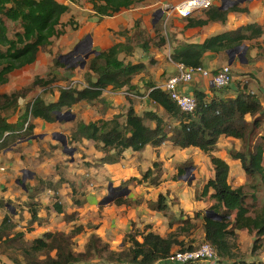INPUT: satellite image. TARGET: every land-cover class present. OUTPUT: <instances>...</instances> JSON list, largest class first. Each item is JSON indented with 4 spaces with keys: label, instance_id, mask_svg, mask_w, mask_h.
Here are the masks:
<instances>
[{
    "label": "trees",
    "instance_id": "1",
    "mask_svg": "<svg viewBox=\"0 0 264 264\" xmlns=\"http://www.w3.org/2000/svg\"><path fill=\"white\" fill-rule=\"evenodd\" d=\"M66 1L74 4L79 0ZM85 1L90 4L94 14L102 19L132 9L143 0ZM239 5L235 3L224 10L220 6H212L203 11L205 19H187L186 28L203 27L212 22L225 23L229 13L246 12L245 9H239ZM69 10L68 5L57 0H0V85L7 83L9 75L14 71L33 65L40 51L52 44L51 39L63 35L57 28L62 27L61 17ZM5 21L16 24L20 31L10 38ZM118 34L123 36L125 32ZM263 34L264 23H252L209 37L201 44L175 42L170 51V59L187 68L202 69V59L206 53H226L241 47L244 42L259 39ZM125 44L109 46V49L93 56L88 65L89 73L94 77L87 81L90 89L60 88L54 102H46L41 96L35 97L26 103L23 115L15 123H10L0 115V152L32 137L34 119L53 124L57 122L56 112L71 110L81 102H101L103 92L107 89H124L137 94L132 79L144 71L145 65L124 63L119 58L121 54L128 57L132 54V49ZM165 44V39L160 38L158 46ZM148 46V42L141 45L145 51ZM54 64L57 67H66L58 61H54ZM54 82L53 78H36L32 86L45 88ZM211 91L217 90L213 88ZM25 92H29V89ZM25 92L0 94V111L19 107L25 98ZM147 93L148 100L156 108L154 112L138 115L133 107H129L123 121L119 119V115L88 124L78 118L76 125L71 128V136L69 140L67 138V142L73 145L91 141L94 149L102 155L99 164L108 165L119 164L128 151L132 155H139L147 146L156 150L157 157V150L165 143L180 150L198 149L208 156L213 172V177L203 185L199 196L201 200L210 202L209 210L220 215L221 219H211L206 213L198 212L194 213L193 218L185 216L179 221L172 219L168 222L169 230L164 236L154 233L151 226L147 225L128 235V246H124V241L118 251L112 250L107 241L91 233L83 250L77 251L74 239L83 232L82 226L74 225L68 233L45 232L38 238L28 240L22 233L13 232L8 218H4L0 223V256L10 260L12 264H79L94 260L105 264H161L165 263L175 249L182 252L194 249L191 246L186 247L180 238L196 229V223L201 221L204 241L216 250L219 264H264V260L247 262L233 252L234 242L240 232L245 231L256 239L264 237V208L255 209V200L248 202L253 195H248L243 187H231L229 165L212 154V149L220 138L237 140L241 147L238 151H231L230 158L239 163L246 179L253 182L264 180V133H258L264 124L263 102L255 95L248 94L245 87L238 90L233 97L221 98L207 97L202 92L194 91L191 95L196 99V109L192 114H184L167 94L155 89V85H149ZM165 118L176 121L177 127L169 133L165 130ZM148 123H153V127ZM183 167L177 169V174L182 172ZM161 168L163 166L156 159L152 169L143 175V181L131 178L122 183L123 186L119 189L123 191L125 186L133 182L140 185L149 181L157 185L162 174L159 175ZM48 187L49 190L57 192L55 184L50 183ZM28 198L30 201V195ZM170 200L172 198L168 194H159L155 201L149 203L155 211L168 214ZM75 204L80 207L78 201ZM117 204L126 203L118 200ZM53 207L57 214H63L62 220L72 221L74 213L66 215L58 203H54ZM29 210L31 222H38L36 204L30 203Z\"/></svg>",
    "mask_w": 264,
    "mask_h": 264
},
{
    "label": "rangeland",
    "instance_id": "2",
    "mask_svg": "<svg viewBox=\"0 0 264 264\" xmlns=\"http://www.w3.org/2000/svg\"><path fill=\"white\" fill-rule=\"evenodd\" d=\"M57 1L60 3L64 0ZM237 1L234 0V3ZM216 3L219 4V0H216ZM224 3L223 6L225 8L231 6L227 2ZM255 3L257 1L249 0V4L242 3L239 5V9L251 8V14L255 17V21L263 22L264 9L255 12L263 6ZM66 4L68 5L67 2ZM155 4L156 0H143L142 3H139L134 8L138 9L141 6ZM163 4L165 6L159 7L162 11L170 10L176 5L175 2L171 1L164 2ZM253 4L257 5L256 8H253ZM69 6V12L61 17L62 27L57 28L63 32V35L51 39L52 44L45 48V50L40 51L33 65L14 71L9 75L7 83L0 85V94L7 95L13 93L22 94L25 90L29 89V92H25V98L19 107L0 111L1 116L11 123L17 122L23 115L26 103L33 98L41 96L46 102L54 101L56 95H58V90L62 87H69L73 81L88 84L87 81L94 78L88 70L90 60L99 52L105 51L109 49V46L118 43H126L125 45L132 49V54L129 57L124 54L119 56L124 63H142L145 65V69L142 73L133 76V85L137 89L135 98L125 99L126 97H124L121 98L122 100H113L110 96L106 95L103 100L106 101L107 106L81 103L71 110H63L61 113L66 114L63 115V119H66L65 121L58 119L57 122L49 125L40 121L35 125L36 129L33 132L35 138L27 141L21 140L22 142L15 146V152L13 153L0 154L2 157L0 167L4 168V172H0V208L4 211H0V223L6 217L5 213H9V210L4 208L7 206H5L6 202H9L12 205L11 209H13L11 212L16 214V218L11 217L12 221L15 224H20L26 229L27 233L35 231L40 237L45 233L44 228H48L47 226L54 228L53 231H58V228L62 224L61 218L57 217L54 212V203L60 201L64 211L70 213L76 207L75 201H78L80 203L79 212H74L73 220L76 226H82L84 230L74 239L75 249L82 251L88 237L91 233L95 232V229L100 227L104 228V231L106 230L105 233L104 231H99L102 239L110 244L112 250L118 251L122 248L124 241V246H128L126 244L128 242L126 241V237L136 231V223L134 222L131 225L132 208L135 205L151 208L149 200L160 193L162 195L166 193L168 196H170V193H173L171 195L172 200L168 201L171 204L168 213L174 211L175 213H172L177 216L169 217V221L172 219L179 221L185 216L193 218L194 213L204 214L206 210H209L210 202L201 200L199 196V192L212 173L208 156L199 150L180 152L169 145L162 146L164 148L162 151L165 152L163 155L164 161L160 162L163 168L159 171V175L162 173L160 178L162 180H158L157 185L151 184L149 181L143 182L141 188L125 186V191H122L119 187L123 186L122 181L127 179V176L123 175L121 178H118L113 174L117 171H110V168H104V164H99L100 154L92 149L91 142H84L83 146H78V144L72 145L68 142L69 147L76 149L72 157L73 161L71 162V158L62 153L60 143L53 140V135L61 133L67 136L69 140L71 128L76 125L79 119H82L86 124L88 122L91 123L99 119L104 112V108H110V104L112 105V109L109 111H107L109 108L106 109L105 114L107 111V114L109 113L111 118L114 115H119L121 121L124 120V115L129 107H133L138 115H142L145 110H155L153 104L141 98L147 93L149 85H161L167 78L176 74L175 66L169 61L168 54L175 42L181 43L177 41L178 34L184 35L185 30L182 31V25H184L187 19H181L175 13H171L165 24L162 20L153 25L152 20L158 11L157 7L154 6L145 14L131 18L128 22L127 18L131 17L136 11L129 13L126 16L125 23L118 25L116 20L100 19L97 17L91 10L90 4L85 0H79L74 4L70 3ZM162 11L160 10V12ZM202 14L204 15V12H198L192 18L197 19ZM238 14L231 16L235 17ZM236 19H226V22L223 23L225 26L222 28H236L243 22L249 23L252 21L246 15ZM5 24L10 38L15 32L20 31L16 24L8 21H5ZM123 32H125L123 36L117 35V33ZM160 38L165 39L166 44L164 46H158ZM147 42L149 46L145 51L141 45ZM242 47L246 49V65H242L238 61V55L243 52ZM235 56L234 67L231 70L233 82L228 87L220 90L229 91L231 88L241 90L242 86H244L248 94L253 95L251 91L255 92V96L264 104L263 37L259 42H255L254 40L244 42ZM221 57L224 60L227 59L225 53H221ZM54 61H58L66 65V67H57ZM82 63H84L83 67H81ZM36 78H53L55 82L45 88L40 86L33 87L32 83ZM73 87L78 88V84ZM113 111L116 114H113ZM165 119V130L169 133L174 127H177L176 121L174 119ZM153 125V123L150 124L151 127ZM258 133H264V124L258 130ZM240 147L241 143L237 140L221 138L217 145L213 147L212 154L223 158L229 164V184L231 187H243L248 195H253V198H249L248 202L252 203V200H255V209L264 208V180L253 182L246 179L239 163L230 158V152L238 151ZM174 151L177 152L175 155H172ZM177 154L179 159L175 157ZM145 157L141 159V155H139L140 159H138L137 163L135 162L139 164L138 178L140 180H142L146 169L152 167L154 162L150 160L149 153H146ZM133 162L125 164L128 167L126 173H130L129 169L136 166ZM184 165L185 167H183ZM180 166L183 167L182 172L177 174V169ZM165 176L166 178H164ZM23 178L25 179L24 187L21 186ZM50 183L52 185L56 183V188L59 190L58 196L46 191L49 189L48 185ZM253 184H255L254 188L252 187ZM4 193H8L10 198L4 199L2 197ZM29 195L31 197L30 201ZM106 197H110L112 202L100 205L101 201ZM118 200L126 204L118 205ZM30 203L36 204L39 216L41 217L38 222H31ZM152 210L155 209L153 208ZM118 215H121V218L115 221L119 222L122 220L126 222V227L130 225L131 228L132 226L130 230L133 231L119 225L111 226V222ZM12 221L8 220L9 224L14 227ZM144 224V222L139 223L138 227L142 228ZM33 236L32 234L27 239L31 240ZM180 240H183L186 247L191 246L192 248L204 242L202 222H197L196 229L192 230L188 235L181 236ZM234 245L235 249H233V252L239 258L247 262L264 260V237L256 239V237L247 234L245 231L240 232L237 234ZM0 264L8 263L3 258L0 259ZM79 264L105 263L94 260L89 263ZM196 264L209 263L200 262Z\"/></svg>",
    "mask_w": 264,
    "mask_h": 264
},
{
    "label": "crops",
    "instance_id": "3",
    "mask_svg": "<svg viewBox=\"0 0 264 264\" xmlns=\"http://www.w3.org/2000/svg\"><path fill=\"white\" fill-rule=\"evenodd\" d=\"M168 1H171V2H175V4H177V3H179V2H182V1H185V0H156V4L155 5H149V6H141L140 8H138V9H136V8H132V9H129V10H123L122 12H120V13H118L116 16H114V17H105L106 19H109V20H116V23L118 24V25H122L123 23H125V21H126V16L129 14V13H131V12H133V11H136V12H134L132 15H131V17H129V18H127L128 19V22L131 20V18H136L137 16H139L140 14H145L150 8H153L154 6L155 7H157V9H158V11L157 12H159L160 10L162 11V9H159V7H163V6H165L163 3L164 2H168ZM252 1H257V3H255V4H259L260 6H263V7H261V8H259V9H257L255 12H257V11H260L261 9H264V0H252ZM66 2L68 3V6L70 5V3L68 2V1H66V0H64L63 2H60V3H63V4H66ZM143 2V1H142ZM142 2H140V3H142ZM244 3H248L249 4V0H247V1H245ZM243 3V4H244ZM139 4V3H138ZM137 4V5H138ZM217 4V5H216ZM214 6H219L220 4H218V3H216ZM255 4H253V8H256V6L257 5H255ZM67 5V4H66ZM241 5V4H240ZM233 6V4L230 6V7H232ZM70 7V6H69ZM225 8V7H224ZM229 8V7H228ZM228 8H225V9H228ZM245 10H246V12H244V13H239L237 16H235V17H233V16H231V15H234V14H237V13H229L228 15H227V19H234V20H237L236 18H240V17H242L243 15H246V16H249L250 17V19L252 20L251 22H249V23H244L243 21H241V22H243V23H241V25H238L236 28H230V29H224V28H222L223 26H225V25H223V23H220V22H212V23H208L207 25H205V26H203V27H196V28H186V24H187V20H186V22L184 23V25H182L183 26V28H182V31L183 30H185V32H184V35L182 34V35H179L178 34V39H177V41H180L181 43H179V44H201V43H203L207 38H209V37H212V36H215V35H219V34H222V33H224V32H229V31H233V30H236L238 27H240V26H244V25H247V24H252V23H256V24H258V25H262L263 23H264V21L263 22H259V21H255L256 19H255V17H253V15L251 14V8H249L248 9V7H247V9L246 8H244ZM248 13V14H247ZM196 14V13H195ZM194 14V15H195ZM193 15V16H194ZM162 17H163V19H164V17H165V19L167 18V20H168V18H169V16L170 15H165V14H162L161 15ZM193 16H191L190 18H187V19H193L192 17ZM162 17H160V19H162ZM158 20V21H161V20ZM199 19H205V15H199V17L197 18V19H195V20H199ZM155 20V15H154V19L152 20V24L153 25H155L157 22H153ZM112 22H115V21H112ZM227 25V24H226ZM263 37V39H264V34L259 38V39H257V40H254L255 42H259L260 40H261V38ZM170 52V51H169ZM228 52V51H227ZM227 52L225 53V55L227 56V59H223L222 57H221V54H218V55H214V54H211V53H206L205 55H204V57H203V59H202V68L203 69H205V70H207V71H209V72H211L212 74L213 73H215L216 71H218L222 66H224V65H226V64H228V61H229V57H228V54H227ZM236 57V56H235ZM234 60H235V58H234ZM238 61H239V59H238ZM234 62V61H233ZM240 63V62H239ZM241 64V63H240ZM242 65H246V64H242ZM234 66H233V63H232V65H231V69L233 68ZM175 68V67H174ZM132 84H134V82L132 81ZM242 87H244V86H242ZM62 88H64V87H62ZM214 87L210 84V79H205V78H202L200 75H195L194 77H193V80L189 83V84H187V85H183V86H181L180 87V91L181 92H183V93H186V94H193V92L194 91H199V92H202V93H204L207 97H216V98H221V97H228V96H230V97H233V96H235L236 95V93L238 92V90L236 89V88H231V90H229V91H223V92H220L221 90L220 89H216V88H214L215 90H217L216 92H212L211 90L213 89ZM79 89V88H78ZM242 89V88H241ZM233 90V91H232ZM120 91H126V90H120ZM251 93L253 94V95H255V92H253V91H251ZM106 95H108V96H110L113 100L114 99H121V98H124V97H122L120 94H119V92H114V91H111V90H109V89H107L106 91H104L103 92V98H105V96ZM57 97H58V95H56V98H55V100L54 101H56V99H57ZM103 98L101 99V102H93V103H87V104H93V105H97V104H102V105H105V106H107L106 105V101L105 100H103ZM125 99H127V98H125ZM122 100V99H121ZM54 101H50V102H54ZM145 101H147L148 103H150V104H153V103H151L149 100H148V98L147 99H145ZM81 103H86V102H81ZM81 103H79V104H77V105H75L74 107H72V108H75L76 106H78V105H80ZM109 107H106V108H104V115H103V113H102V116L101 117H99V119H105V120H108V119H111V115H109V113L107 114V111H109L110 109H112V105L110 104V108L108 109ZM106 109H108L107 111H106V114H105V110ZM155 110H156V108H155ZM155 110H145L144 112H154ZM113 114H116L115 113V111H113ZM114 116H116V115H114ZM113 116V117H114ZM112 117V118H113ZM99 119H97V120H99ZM82 120V119H81ZM97 120H95V121H97ZM40 121H42V120H40V119H34L33 120V124H34V126L37 124V123H39ZM83 121V120H82ZM95 121H92V122H95ZM10 122V121H9ZM43 122V121H42ZM11 123V122H10ZM15 123V122H14ZM43 123H45V122H43ZM89 123V122H88ZM45 124H48V123H45ZM49 125V124H48ZM36 128H34V130H35ZM34 132V131H33ZM33 137H35V135H33L32 137H30L31 139H33ZM67 137V136H66ZM30 138H28V139H26V141L27 140H31ZM221 139V138H220ZM220 139H219V141H220ZM23 141V140H22ZM22 141H20L19 143H21ZM84 142H91V141H83V142H81V143H78V146H83V143ZM19 143H16V144H14L12 147H10V148H7V149H5V150H3V151H1L0 152V154H2V153H13V152H15V146L17 145V144H19ZM92 143V142H91ZM166 145H169L170 147H173V146H171L169 143H165V144H163L162 146H166ZM162 146H160V148L157 150L158 151V157H157V155H156V150L155 149H153L152 147H150V146H147L143 151H142V153L141 154H139V155H141V159H144V158H146L145 157V154L146 153H149L150 154V157H151V161L153 162H155V160L157 159L159 162H163L164 160H163V155L165 154V152H163L162 151V149H164ZM173 148H175L176 150H178V151H180V152H189L190 150H198V149H195V148H188V149H184V150H180V149H178V148H176V147H173ZM92 149L93 150H95L94 149V147H93V143H92ZM96 151V150H95ZM96 152H98V151H96ZM176 152L177 151H174V153H172V155H175L176 154ZM99 153V152H98ZM153 153H154V156H153ZM100 154V153H99ZM139 155H132V154H130V152L128 151V152H126L125 153V156H124V160H122L119 164H113V165H108V164H104V168H110V171H117L116 173L114 172L113 174L114 175H116V177H118V178H121V176H123V175H126L127 176V179H124L123 181H122V183H124V182H126L127 180H129V179H131V178H136V179H139L138 178V176H139V164H136L137 162H138V159H140L139 158ZM102 157V155L100 154V156H99V158H101ZM175 157H177L178 158V154H177V156H175ZM218 157V156H217ZM1 156H0V162H2L1 161ZM219 158H221V157H219ZM179 159V158H178ZM221 159H223V158H221ZM3 160V159H2ZM224 160V159H223ZM131 161H134L133 163H135L136 164V166L135 167H131V168H133V169H129L130 170V173H126V171H128V167H126L125 166V164L126 163H129V162H131ZM236 162V161H235ZM228 164V163H227ZM229 165V164H228ZM112 168V169H111ZM148 169L150 170V169H152V167H148ZM148 169H146V171L148 170ZM109 170V169H108ZM211 170H212V168H211ZM145 171V172H146ZM0 172H4V168L3 167H0ZM124 172V173H123ZM164 174V173H163ZM213 177V172L211 173V175H210V177L209 178H212ZM124 178V177H123ZM163 178V177H162ZM164 178H166V176L164 177ZM209 178L207 179V181L209 180ZM160 180H162V179H160ZM206 181V182H207ZM205 182V183H206ZM17 183H19L18 181H17ZM56 184V183H55ZM145 184V183H144ZM142 185H143V183L142 184H136V183H130L129 185H127V186H133V187H135V188H141L142 187ZM22 186V185H21ZM23 188V187H22ZM154 188H156V187H154ZM158 188H159V186H158ZM46 191H48V192H52L53 194H59V190H57V192H54L53 190H46ZM161 194V193H160ZM166 194V193H165ZM165 194H163V195H165ZM173 193H170V196H169V198H171V195H172ZM58 196V195H57ZM2 197L5 199V198H10V196H9V194L7 193H4V195H2ZM157 197V196H156ZM156 197H152L150 200H149V202L150 201H155V199H156ZM91 200H94V199H91ZM57 202V201H56ZM98 202V201H97ZM58 204H60L61 205V202L60 201H58L57 202ZM7 205V206H6ZM93 205V204H92ZM5 206L6 207H4L6 210H9V213H5L6 214V217L8 218V220L10 219L11 221H12V219H11V217H14V218H16V214L14 213V212H11V211H13V209H11V207H12V205H10V203L9 202H6V204H5ZM169 206H170V204H169ZM211 207V204L209 205V208ZM133 215L131 216V221H132V224L131 225H133L134 224V222L136 223V225H135V230H137L138 228H140V227H138V225H139V223H142V222H144L145 224H144V226L142 227V228H140V230H142L145 226H147V225H150L151 226V228H152V231L154 232V233H156V234H158V235H161V236H164L167 232H168V222H169V217H171V215L172 216H177V215H174L173 213H175L174 211H172L171 213H168V214H164V213H160V212H158V211H155V210H152L150 207H146V206H141V205H135L133 208ZM0 211H2V212H4L3 210H1V208H0ZM63 211H64V209H63ZM54 212H55V210H54ZM74 212H79V207H75L72 211H70V213H67L66 211H64L63 213H65L66 215H70V214H72V213H74ZM55 214H56V216L57 217H60L61 218V226L58 228L59 230L58 231H62V232H66V233H68L72 228H73V226L76 224L75 223V221L72 219V221H70V222H65L64 220H62V217H63V214H57L56 212H55ZM6 217H4V218H6ZM30 217H31V215H30ZM38 217H39V219L41 218L40 216H39V213H38ZM120 218H121V215H118L117 216V218L116 219H113V222H111V226H116V225H119V226H122V227H124L125 229H127V228H129V230L132 228V226H131V228H130V225L128 226V227H126V222H124V221H119V222H117V221H115V220H120ZM112 221V220H111ZM12 223H13V225H14V227H13V232H16V233H22L26 238L28 237V236H30V235H34L32 238L33 239H35V238H38L39 237V235H37V233L35 232V231H32V232H30V233H27L26 232V229L25 228H23L20 224H15L13 221H12ZM64 225H66L65 227H63ZM48 228H44V232H54L53 230H54V228H51V227H49V226H47ZM66 228V229H65ZM65 229V230H64ZM104 231V228H97V229H95V234H99L98 236H100L101 237V233L99 232V231ZM106 231V230H105ZM105 231H104V233H105ZM130 231H133V230H130ZM135 232V231H134ZM102 238V237H101ZM5 259L6 261H7V263L8 264H12L11 263V261L10 260H8L7 258H5V257H3V256H0V259Z\"/></svg>",
    "mask_w": 264,
    "mask_h": 264
},
{
    "label": "built area",
    "instance_id": "4",
    "mask_svg": "<svg viewBox=\"0 0 264 264\" xmlns=\"http://www.w3.org/2000/svg\"><path fill=\"white\" fill-rule=\"evenodd\" d=\"M215 1L216 0H185L177 3L170 10L165 11V14L170 15L171 13H175L179 18H189L197 12L208 10L215 5ZM224 2L232 5L234 0H219L220 4H225ZM163 21L165 24L167 18H164ZM168 57L169 61L175 66L176 74L167 78L161 85L155 86V89H159L167 94L170 100L184 114H192L196 109L197 102L192 95L181 92L180 87L189 84L195 75L210 79V84L216 89L226 88L233 82L232 69L228 64L222 66L218 71L212 74L203 68H187L182 64H175L170 59V52ZM76 84H78L79 89H90L87 84L79 83L78 81H73L67 88H72ZM114 92H119L122 97L126 98H135L136 96V94L127 91ZM147 97L148 93L142 96L141 99L145 100ZM200 262L219 264L216 250L206 241L202 242L193 250L184 252L175 250L165 260V263L161 264H196Z\"/></svg>",
    "mask_w": 264,
    "mask_h": 264
},
{
    "label": "water",
    "instance_id": "5",
    "mask_svg": "<svg viewBox=\"0 0 264 264\" xmlns=\"http://www.w3.org/2000/svg\"><path fill=\"white\" fill-rule=\"evenodd\" d=\"M245 1H246V0H238L237 3L242 4V3H244ZM219 8H220L221 10H224V6H223V5H221ZM161 14H162V12H160V11L157 12V13L155 14V20L153 21L154 23H155V22H158V20L160 19ZM156 15H157V16H156ZM240 48H241V47H237V48H234V49L229 50V51L227 52L228 57H229L228 65H230V66L232 65V63H233V61H234V58H235V54L237 53L238 49H240ZM242 48H243V47H242ZM245 51H246V49L243 48V52H242L240 55H238V59H239V62H240L241 64H247V60H246V58H245ZM83 66H84V63L81 64V67H83ZM56 114H57V121H58V119H59V120H64V119H63V115H66L65 113L62 114L61 112H56ZM65 120H66V119H65ZM65 120H64V121H65ZM33 138H35V137H33ZM30 139H31V138H30ZM53 140H55V141H57V142L60 143V145H61V147H62V153H63L65 156H68L69 158H71V162H72V161H73L72 157H73V155L75 154L76 149H75V148H71V147L68 146L67 137H66L64 134H61V133H55V134L53 135ZM24 181H25V179L23 178V179L21 180V185H22L23 187H24ZM123 191H125V189H124ZM109 202H112L111 198H110V197H106L105 199H103V200L101 201L100 205H105V204H107V203H109ZM205 213H206V215H207L208 218H211V219H217V220H220V219H221V216L218 215V214H216V213H214L212 210H206Z\"/></svg>",
    "mask_w": 264,
    "mask_h": 264
},
{
    "label": "clouds",
    "instance_id": "6",
    "mask_svg": "<svg viewBox=\"0 0 264 264\" xmlns=\"http://www.w3.org/2000/svg\"><path fill=\"white\" fill-rule=\"evenodd\" d=\"M247 1V0H246ZM237 3V2H236ZM220 4V3H219ZM233 4H235V3H233ZM221 5H223V4H221ZM221 5H219V6H221ZM201 12H203V11H201ZM198 13V12H197ZM162 14H165V11H162ZM166 15V14H165ZM190 18V17H189ZM181 19H187V18H181ZM162 20H164L163 18L161 19V21ZM230 66V65H229Z\"/></svg>",
    "mask_w": 264,
    "mask_h": 264
}]
</instances>
